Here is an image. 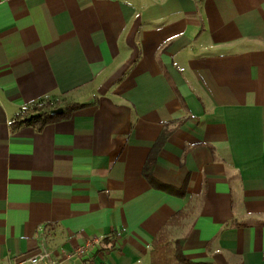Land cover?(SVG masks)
Returning a JSON list of instances; mask_svg holds the SVG:
<instances>
[{
	"label": "crops",
	"instance_id": "obj_1",
	"mask_svg": "<svg viewBox=\"0 0 264 264\" xmlns=\"http://www.w3.org/2000/svg\"><path fill=\"white\" fill-rule=\"evenodd\" d=\"M43 99L81 106L14 126ZM162 234L264 264V0H0V264H152Z\"/></svg>",
	"mask_w": 264,
	"mask_h": 264
},
{
	"label": "trees",
	"instance_id": "obj_2",
	"mask_svg": "<svg viewBox=\"0 0 264 264\" xmlns=\"http://www.w3.org/2000/svg\"><path fill=\"white\" fill-rule=\"evenodd\" d=\"M63 101L54 102L49 99H43L38 102L33 103L32 105L22 109L14 118V126H32L35 127L37 130H41L49 123L70 115L73 111L80 108L81 105L73 104V103H66ZM64 106V112L61 115H53L52 111ZM169 133V129L165 128L157 141L156 145L154 146L150 158L144 168V174H149V169L153 165L154 160L164 143L167 135ZM182 241L177 240L174 243V258L179 264H191L189 263L183 253L181 247ZM167 245L163 240V234L160 235L153 243L152 246V264H167L166 261V252H167Z\"/></svg>",
	"mask_w": 264,
	"mask_h": 264
},
{
	"label": "built area",
	"instance_id": "obj_3",
	"mask_svg": "<svg viewBox=\"0 0 264 264\" xmlns=\"http://www.w3.org/2000/svg\"><path fill=\"white\" fill-rule=\"evenodd\" d=\"M98 242V239L88 240L83 245L71 251L64 252L60 257L54 256L51 252L44 251L30 255L11 264H66V262L73 258H80L90 252Z\"/></svg>",
	"mask_w": 264,
	"mask_h": 264
},
{
	"label": "water",
	"instance_id": "obj_4",
	"mask_svg": "<svg viewBox=\"0 0 264 264\" xmlns=\"http://www.w3.org/2000/svg\"><path fill=\"white\" fill-rule=\"evenodd\" d=\"M64 112L63 108H58L52 111L53 115H59L62 114Z\"/></svg>",
	"mask_w": 264,
	"mask_h": 264
}]
</instances>
